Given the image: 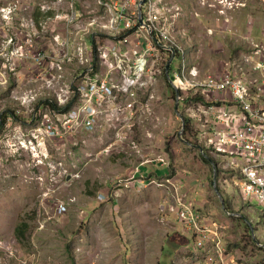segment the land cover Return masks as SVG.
<instances>
[{"label": "rangeland", "instance_id": "374dc122", "mask_svg": "<svg viewBox=\"0 0 264 264\" xmlns=\"http://www.w3.org/2000/svg\"><path fill=\"white\" fill-rule=\"evenodd\" d=\"M49 1L52 0H29L26 16ZM169 1L187 11L180 22V26L185 23L180 36L186 48L190 47V53L183 56L187 64L196 67L194 73L222 72V65L229 64L235 53L247 50V36L264 44V0ZM74 6L76 14H83V18L77 24L78 35L73 39L69 34L74 45L70 47L68 69L93 80L96 74L104 78L110 70L118 75L112 58H99L97 63L90 60L92 39L97 38L98 47L136 36L145 24L134 20L132 29H123L116 35L105 28L99 33L96 27L88 26L93 15L100 13L96 0H76ZM66 9L63 3L60 13ZM35 26L40 29L41 23L37 21ZM45 26L56 27L49 22ZM37 40L44 51L54 42L51 35L43 34ZM153 44L158 46L161 41L154 40ZM163 53L160 49L149 51L157 57L148 64V70L156 72L154 79H142V86L138 84L137 89L125 95L116 93L118 97L109 105L116 114L100 115L91 130L78 129L74 135L47 138L31 150L20 142L30 139L28 113L0 125V264H202V252L195 249L196 236L172 210L169 187L159 185L164 178H138L142 166L154 168L160 156L169 164L163 165L165 169L156 165L158 176L169 172L168 177H178L186 199L193 201L203 216L225 227L224 247L233 258L231 264H264V204L253 199V206L242 205V168L236 171L229 157L202 149L200 120L206 116L199 114L198 102H188L198 99L194 90H180L176 96L168 71L174 59L172 70L180 66L181 60L176 50L175 56L162 64ZM92 57L94 60V54ZM33 63L18 70L16 76L21 80L26 77L29 87L41 90L44 79L36 74L44 72V68ZM10 91L12 86L0 92V116L4 111H16V103L7 100ZM228 97L236 102L234 97ZM206 99L215 100L212 96ZM79 101L80 96L75 94L65 106L71 103L72 110ZM124 102L129 104L128 110L120 108ZM35 109L39 110L38 103ZM186 120L194 129L193 135ZM17 129L20 135L15 134ZM9 136L18 139L13 146L15 155L9 150L11 142L5 141ZM47 151L50 155L44 156ZM202 154L209 157L208 162ZM144 171L151 172L146 168ZM217 190L225 204L232 201L229 209ZM61 205L65 210L59 211ZM22 224L27 226L24 234L18 231Z\"/></svg>", "mask_w": 264, "mask_h": 264}, {"label": "built area", "instance_id": "2783aa9c", "mask_svg": "<svg viewBox=\"0 0 264 264\" xmlns=\"http://www.w3.org/2000/svg\"><path fill=\"white\" fill-rule=\"evenodd\" d=\"M75 1L45 2L41 5V12H54V15H47L42 21L55 24L56 27L41 24L40 29L30 33L22 29H26L29 24L35 26L33 18H23L30 9L29 0H11L8 3L0 0V92L12 86L10 97L16 103V112L29 114L32 126L27 136L30 139L28 142L20 141L24 148L28 149L29 146L34 150L47 138L74 135L78 129L91 130L96 127L100 115L116 114L109 107L118 97L116 93L125 95L129 89H137L138 84L142 86V79H154L156 72L148 70V64L156 56L149 54V51L162 50V64L175 56L176 50L179 57L186 53V41L183 43L180 36L179 24L183 11L177 3L149 0L141 14L137 11L141 0H96L97 5L103 7L102 14H99L102 19L93 20L88 26L97 25L98 32H104L105 28L116 35L123 29H132L134 20L137 21L140 16L145 17L146 25L137 30L136 36L112 41L113 46H98L99 58H112L117 64L114 70L118 69V75L110 70L102 80L87 78L78 84L77 80H70L68 75L71 73L68 69V64H71L70 47L74 45L69 34L73 39L78 35L77 24L83 18V14L77 15L75 12ZM63 3L67 4V9L61 14ZM18 20L23 21L22 27L19 25L21 30L16 27ZM40 34L52 36L54 42L50 49H39L37 39ZM154 40L161 41V44L154 45ZM92 54L93 51L90 60L94 61ZM17 61L21 64H16ZM30 62H34L35 67L44 68V72L36 74L44 79L41 90L29 87L31 83L26 84V77L21 80V76H16L18 70L27 68ZM44 63L47 64L46 68ZM233 65L234 68L221 75L207 73L201 78L199 73L188 70L187 59L183 58L181 68L171 76V81L177 91L194 90L193 95H204V98L196 101L188 100L190 104L198 102L199 114L206 116L200 120L199 135L204 141L203 150L220 152L231 159L236 171L238 167L242 168L243 179L239 185L241 202L249 204L253 199H258L264 203V48L256 47L250 53L243 54ZM28 77L32 79L35 76ZM51 80L56 81L51 83ZM230 90L236 100L234 106L227 105L225 101L215 103L214 100L206 99L211 96L214 99ZM75 94L80 96V101L69 112L51 106H42L37 110L32 106V101L39 95L65 105ZM2 103L0 101V106ZM6 106L4 104L3 107ZM120 108L124 109L122 106ZM19 133L17 129L15 134ZM18 135H14V138ZM14 138L9 136L8 141L7 138L5 141L17 142L18 139L15 141ZM43 155L50 154L47 151ZM158 160L164 165L169 164L162 156ZM143 177L146 175L140 173L139 179ZM177 179L165 176L164 182L159 185L169 187L173 197L172 210L196 236L195 249L202 252V264H231L233 258L225 252L224 247L225 227L203 216L193 201L186 199L183 182ZM63 210L65 207L61 205L59 211Z\"/></svg>", "mask_w": 264, "mask_h": 264}, {"label": "bare ground", "instance_id": "6f19581e", "mask_svg": "<svg viewBox=\"0 0 264 264\" xmlns=\"http://www.w3.org/2000/svg\"><path fill=\"white\" fill-rule=\"evenodd\" d=\"M149 0H144L143 2V4L142 5H140L139 7H138V9H137V11H142L143 10V8H144V6L147 4V2H148ZM162 1H164V2H166V1H169V0H162ZM222 2H223V0H222ZM75 3H76V1H75ZM74 3V4H75ZM106 3H108V2H106ZM179 3V2H178ZM188 3V2H187ZM219 3V2H218ZM226 3V2H225ZM44 4V3H43ZM181 4H182V2H181ZM221 5H223V4H221ZM179 8H181L182 10H185L184 8H183V6L182 5H180V4H178L177 5ZM189 6H190V4H189ZM212 6V5H211ZM243 6V5H242ZM184 7H185V5H184ZM187 7L188 6H186V9H187ZM191 7H192V5H191ZM231 7V6H230ZM40 8H41V5H39V6H36V10L34 11V10H32L31 12H30V14L29 15H27L26 16V18H33L34 19V23L36 24V22L37 21H39L42 25H44L45 26V23L46 22H43L42 21V18L43 17H45V16H47V15H54V12H51V13H46V12H41V10H40ZM188 8H190V7H188ZM193 9V8H192ZM231 9V8H230ZM30 10V9H29ZM99 10H100V13L102 12V10H103V7L102 6H100L99 7ZM190 10H191V8H190ZM235 10V9H234ZM29 12V11H28ZM75 12H76V10H75ZM185 12H187V11H185ZM188 12H189V10H188ZM228 14V13H227ZM39 17H38V16ZM97 15V14H96ZM187 15V14H186ZM189 15V14H188ZM218 15V14H217ZM233 15V14H232ZM87 16H89V15H87ZM236 16V15H235ZM187 17V16H186ZM219 17V16H218ZM222 17V16H221ZM102 18V16L101 15H98V16H94L93 15V17L91 18V20H90V22L91 21H93V20H97V19H101ZM184 18V17H183ZM182 19V17L180 18V20ZM189 20V19H188ZM89 21V20H88ZM137 21H141L143 24H145V17H143V16H140L139 17V19L137 20ZM231 20H226V21H224V22H226V23H229ZM234 21V20H233ZM238 21V20H237ZM17 22V26L16 27H18L19 29H20V26L19 25H21V27H22V23H23V21L22 20H18V21H16ZM239 22V21H238ZM237 22V23H238ZM83 23H84V21H83ZM252 23V21H249V24H251ZM181 24H183V23H181ZM185 24V23H184ZM83 25V24H82ZM146 25V24H145ZM184 26V25H183ZM224 26V25H223ZM217 27V26H216ZM227 27V26H226ZM237 27V26H236ZM251 27H253V25L251 26ZM22 29L23 30H29L30 31V33H33L35 30H38V28L36 27V26H34V27H32L30 24H29V26L25 29L24 27H22ZM83 29V28H82ZM216 29V28H215ZM214 29V30H215ZM221 29V28H220ZM228 29V28H227ZM21 30V29H20ZM32 30H34V31H32ZM87 30V29H86ZM184 30V29H183ZM217 30V29H216ZM233 30H235V29H233ZM251 30V29H250ZM219 31V30H218ZM228 31H230V30H228ZM238 31V30H237ZM215 32V31H214ZM234 32V31H233ZM253 32V29H252V31L250 32V33H252ZM236 33V32H235ZM91 34H89V36H90ZM245 39V41H247V43H248V48H247V50H245V51H242V52H237L234 56H233V58L230 60V62H229V64H223L222 65V70H223V73L224 72H226V71H228V70H230V69H232V68H234L235 66L233 65L234 64V62L236 61V60H239V59H241V57H242V55L243 54H245V53H250L254 48H256V47H260V48H264V44H257L251 37H249V36H247V37H245L244 38ZM188 65V70L189 71H191V72H193V69H196V67L194 66V67H190L189 66V64H187ZM124 67V66H123ZM199 70V69H198ZM194 73V72H193ZM199 73H200V70H199ZM223 73H219L218 75H221V74H223ZM73 75H72V78L74 79V80H77V81H79V82H82V81H84L85 79H87V78H85L84 77V75L82 74V73H72ZM207 73H205V74H200V76H201V78H203L205 75H206ZM192 76V75H191ZM71 78V79H72ZM102 79H104V78H100L99 77V75L98 74H96V78H95V80H102ZM43 81V80H42ZM56 80H51V83H54ZM79 84V83H78ZM133 89H129V91L128 92H130V91H132ZM10 93H11V91L9 92V94H8V96H7V100L9 101V102H14V101H12V99H11V97H10ZM228 96H231V97H233V95H232V91L230 90V91H228V92H226V93H224V94H221V95H219V96H217V97H215L214 99V102L215 103H222V101H225V102H227L228 104L227 105H231V106H234V104H236V102H234V101H232V99H230ZM198 97V99L197 100H199V99H202V98H204V95H198L197 96ZM48 97L47 96H43V95H39V96H37V98L35 99V100H33L32 101V106L35 108V103H38L39 104V109H41V107L42 106H53V105H58V107H55L57 110H60V111H62V112H69L70 111V109H71V107H72V105H71V103H69L68 105H59L58 104V102H57V100L56 101H50V100H48L47 99ZM217 98V99H216ZM231 101V102H230ZM209 104V103H208ZM62 106H64V107H62ZM69 107V108H68ZM7 114L8 112H3V114ZM21 116H23V114H18L16 111H15V113L14 114H12L11 116H8L7 115V117H6V119H9L10 118V121H12V122H15L19 117H21ZM11 145H12V147H9V150L10 151H12L13 152V154L15 155L16 153L13 151L14 150V148H13V146L15 145V143L14 142H12L11 143ZM8 149V148H7ZM203 149V148H202ZM207 158L209 159V157L207 156ZM240 195H241V193H240ZM197 197V196H196ZM219 198L221 199V201H222V203H223V205H225L226 207H227V209H229V207H228V205L232 202V201H229L228 202V204H225L224 203V201H223V199H222V196L221 195H219ZM242 203V205H249L248 207H251V206H253L252 205V202L251 203H249V204H244L243 202H241ZM264 204V203H263ZM247 207V208H248ZM239 208H242L243 209V207L241 206V207H239ZM226 209V211L228 212V213H231V211H229V210H227ZM237 208H235V210H236ZM199 210V209H198ZM201 214H203L202 212H200ZM263 216V218H264V215H262ZM208 219V218H207ZM252 230H254V229H252Z\"/></svg>", "mask_w": 264, "mask_h": 264}, {"label": "trees", "instance_id": "16d2710c", "mask_svg": "<svg viewBox=\"0 0 264 264\" xmlns=\"http://www.w3.org/2000/svg\"><path fill=\"white\" fill-rule=\"evenodd\" d=\"M37 16H38V15H37ZM38 17H39V16H38ZM93 42H94V41H93ZM96 54H98V53H97V49L95 48V55H96ZM235 54H236V53H235ZM235 54H234V55H235ZM234 55H233V56H234ZM183 58H184V56L180 57L181 60H182ZM95 60H96V61L99 60V58H98L97 55L95 56ZM174 60H175V59H174ZM174 60L171 62L170 66H169V71H168V72H169V77H170L171 75H175V74H176V71L179 70V69L181 68V64H180V66H179L176 70H172V65L174 64ZM189 66L192 67L191 64H189ZM166 80L168 81V78H167ZM172 84H173V83H172ZM173 85H174V84H173ZM174 87H175V86H174ZM175 88H176V87H175ZM176 89H177V88H176ZM54 106H55V107H58L57 104H56V105H53L52 107H54ZM68 108H69V107H68ZM7 115H8V116H11L12 113H9V112H8L7 114L5 113L4 115L0 116V122H1L0 125H3V123L6 121V117H7ZM187 121H188V120H186L185 125H187V129H189L190 134L193 135V134H194V129H193V127H192L191 124L188 125V122H187ZM185 129H186V127H185ZM187 129H186V130H187ZM201 156L203 157V159H204L205 161L208 162V158H206L204 154H202ZM157 176H158V174H157ZM165 176H166V175H165ZM158 177H161V176H158ZM25 227H27L25 224L20 225V226L18 227V231H19L21 234H24V228H25ZM251 239H252V236H251Z\"/></svg>", "mask_w": 264, "mask_h": 264}, {"label": "clouds", "instance_id": "9594fccd", "mask_svg": "<svg viewBox=\"0 0 264 264\" xmlns=\"http://www.w3.org/2000/svg\"><path fill=\"white\" fill-rule=\"evenodd\" d=\"M144 0H141L140 1V5L142 4V2H143ZM139 5V6H140ZM183 11V16H182V18L183 17H185V12H184V10H182ZM140 13L142 14V11H140ZM99 14H102V13H99ZM98 14V15H99ZM102 19V18H101ZM99 22V21H98ZM180 22H181V20H180ZM180 24V23H179ZM99 25H100V23H99ZM184 25V24H183ZM93 27H96V32H98L97 31V29L99 28L97 25H95V26H93ZM184 26H180V30H182V28H183ZM230 31H232V29H230ZM99 33H102V32H99ZM209 34H210V32H208ZM262 34V33H261ZM262 36V35H261ZM97 39V38H96ZM96 39H92V44L94 45V47H93V54H94V62L95 63H97L98 61H96L95 60V56L97 55H95V48L97 49V53H98V47H96L95 46V41H96V43L97 44H100ZM94 41V42H93ZM110 44H112V41H108V42H105L104 44H102V45H110ZM186 53H190V47H188V48H186ZM98 56V55H97ZM179 57V56H178ZM98 58H99V56H98ZM178 59H180V57L178 58ZM181 60V59H180ZM190 61H191V59H189ZM182 61V60H181ZM219 73H223V71L222 72H216V73H212V74H216V75H218ZM200 74V73H199ZM172 76V75H171ZM171 76H170V80H171ZM181 94V92L180 91H176V96H179ZM181 98V97H180ZM180 100V99H179ZM26 117V116H25ZM26 118H28V119H30L29 117H26ZM160 163V162H159ZM162 164V163H161ZM164 165V164H163ZM168 166V165H167ZM141 174H143V173H141ZM145 175V174H144ZM139 176H140V174H139ZM166 176H168V174L166 175ZM165 176H163V178H164ZM139 178V177H138ZM153 179V178H152ZM154 179H157V178H154ZM165 188L167 187V186H164ZM210 220V219H209ZM211 222H213L212 220H210ZM218 224V223H217ZM220 225V224H219Z\"/></svg>", "mask_w": 264, "mask_h": 264}, {"label": "crops", "instance_id": "0c3cea01", "mask_svg": "<svg viewBox=\"0 0 264 264\" xmlns=\"http://www.w3.org/2000/svg\"><path fill=\"white\" fill-rule=\"evenodd\" d=\"M124 103H125V102H124ZM122 107H123L125 110H126V109L128 110L129 104H128V103H127V104L125 103V106H122ZM205 157L207 158V156H205ZM155 163H156V162H155ZM157 164H159L163 169L166 168V166H163V164H161V163H157ZM157 164H156V165H157ZM156 165H155V167H156ZM145 166H146V167H143V166H142V171H141V173L145 174L146 177L148 176V177L151 178V179H152V178H153V179H154V178H157V179L160 178V177L157 176V174H158V171H157L158 169H157V168H155V167H154V168H151L150 165H145ZM151 166H154V164H152ZM144 168H146V169H150L151 172H150V173H147L146 171H144ZM135 169H137V167H136ZM168 173H169V172H168ZM168 173H167V174H168ZM167 174H166V175H167ZM138 177H139V175H138ZM161 177H163V176H161Z\"/></svg>", "mask_w": 264, "mask_h": 264}, {"label": "water", "instance_id": "95a60500", "mask_svg": "<svg viewBox=\"0 0 264 264\" xmlns=\"http://www.w3.org/2000/svg\"><path fill=\"white\" fill-rule=\"evenodd\" d=\"M143 3H144V2H142V4H143ZM142 4H141V5H142ZM217 192H218V194L220 195V193H219V191H218V190H217Z\"/></svg>", "mask_w": 264, "mask_h": 264}]
</instances>
